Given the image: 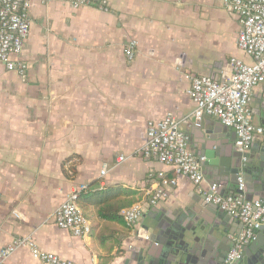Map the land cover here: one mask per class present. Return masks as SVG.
<instances>
[{
    "label": "crops",
    "instance_id": "1",
    "mask_svg": "<svg viewBox=\"0 0 264 264\" xmlns=\"http://www.w3.org/2000/svg\"><path fill=\"white\" fill-rule=\"evenodd\" d=\"M106 1L108 13L33 1L22 53L25 76L0 65V252L27 238L77 264H147L164 252L159 226L172 235L200 228L201 241L189 242L190 264H223L242 224L139 151L147 122L171 115L190 151L203 158L204 186L217 184L220 195L237 193L238 183L230 181L235 133L212 117L197 125L187 91L191 77L223 79L230 58L247 60L236 45L238 19L218 0ZM130 42L132 61L124 53ZM250 108L253 124L264 129L263 85L253 89ZM241 153L242 164L251 163L239 171L245 198L264 202V131ZM161 170L169 196L133 228L95 217L104 192L123 197L134 190L142 199L154 187L149 175ZM83 185L92 194L78 206H85L91 233L81 238L57 228L52 216ZM114 242L118 246L108 252ZM6 263L43 264L28 247L16 249Z\"/></svg>",
    "mask_w": 264,
    "mask_h": 264
},
{
    "label": "built area",
    "instance_id": "2",
    "mask_svg": "<svg viewBox=\"0 0 264 264\" xmlns=\"http://www.w3.org/2000/svg\"><path fill=\"white\" fill-rule=\"evenodd\" d=\"M35 0H0V65L7 72L24 77L28 68L23 58L24 46L30 35L28 11ZM47 5L59 2L73 9L92 8L108 13L106 0H38ZM227 12L238 19L239 32L237 48L246 57L240 60L232 57L228 61V72L223 79L207 75L191 77L187 91L194 109L192 118L199 125L203 117L215 118L224 127L235 133V148L243 152L264 129L252 122L250 108L252 91L264 86V0H218ZM128 61L135 56V43L130 42L124 51ZM140 156L163 165L173 175L185 177L203 197L206 204L220 209L236 218L242 224V232L230 237V248L223 264H238L243 249L264 227V202L248 201L244 195V183L238 178L237 193L220 195L215 183L204 186L205 179L201 164L203 158L193 155L188 147L187 137L180 129V123L171 115L146 124L145 139ZM105 174V167L101 175ZM154 185L148 194L131 207L121 211L123 223L128 228L135 224L151 207L165 201L169 196L166 171L149 175ZM87 191L80 186L56 209L52 218L54 225L71 232L75 237H86L91 232L89 221L76 202V194ZM144 239L148 240L147 236ZM28 247L32 258L43 264H77L54 253L40 250L27 238L13 241L0 252V264H7V258L18 248Z\"/></svg>",
    "mask_w": 264,
    "mask_h": 264
},
{
    "label": "water",
    "instance_id": "3",
    "mask_svg": "<svg viewBox=\"0 0 264 264\" xmlns=\"http://www.w3.org/2000/svg\"><path fill=\"white\" fill-rule=\"evenodd\" d=\"M234 156L236 160H234L230 170L231 183L238 182L239 171L242 165L251 166L250 162H244L242 164V162L239 160L243 157L241 152L238 151ZM258 169L256 170L258 171ZM244 171L248 174H251L248 168H244ZM258 174L260 175L259 172H257V175ZM262 175H264L263 172ZM209 211L210 210H207V213H213ZM207 213H205V215ZM200 231L203 230L198 228L190 230L189 235H186L185 232L172 235L169 231H165L162 227L159 226L157 235L162 239L164 252L157 261H151L147 264H190L192 251L188 250L189 242H200L201 239L198 237ZM259 231L260 233L263 232L264 227H261ZM263 239L264 237H259L258 239H256L248 248L250 253L247 252V254H243L241 256V259L239 260V263L240 261H242V264H264V246L261 248H257L258 244L264 241Z\"/></svg>",
    "mask_w": 264,
    "mask_h": 264
},
{
    "label": "trees",
    "instance_id": "4",
    "mask_svg": "<svg viewBox=\"0 0 264 264\" xmlns=\"http://www.w3.org/2000/svg\"><path fill=\"white\" fill-rule=\"evenodd\" d=\"M68 170L72 175H74L76 172V166L72 165ZM107 192H104L95 203L97 207L95 211V217L106 222L118 223L124 226L126 229H130L123 223L120 213L122 210L131 207L133 204L141 200L140 192L131 190L123 197L121 195H113L112 197H108L109 194ZM91 194L92 192L89 190L77 193V204L82 205L83 202L87 200L90 201ZM81 211L87 219L88 215L85 211V206L81 208ZM118 244L119 242H114L111 244L110 248H108V252H110L114 246H118Z\"/></svg>",
    "mask_w": 264,
    "mask_h": 264
}]
</instances>
